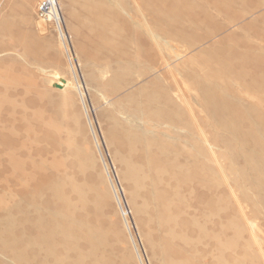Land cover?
Here are the masks:
<instances>
[{
	"label": "bare ground",
	"instance_id": "obj_1",
	"mask_svg": "<svg viewBox=\"0 0 264 264\" xmlns=\"http://www.w3.org/2000/svg\"><path fill=\"white\" fill-rule=\"evenodd\" d=\"M139 1L143 6L148 2ZM178 1L172 0L173 7L168 9L156 8L150 24L172 42L183 41L186 50L195 40L186 34L188 29L202 30L204 35L198 40L203 42L250 10L245 0H217L227 9L223 14L227 22L222 24L210 18L198 21L193 16L196 4L178 7ZM59 9L56 4L58 13ZM188 18L192 21L182 22ZM100 24L102 29H113L107 19L101 18ZM252 26L249 22L244 28ZM261 27L258 33L264 41V21ZM137 30L132 32L131 42L145 62L119 61L109 84L118 89L133 76L150 80L126 97L125 121L111 115L105 135L122 166L121 176L128 184L138 222L148 228L144 238L152 257L161 264H258L250 242L243 240L246 228L239 210L231 213L224 182H230L256 210L264 208V45L245 33L237 36L233 32L199 49L174 74L168 70L166 58L158 64L159 60L145 51L144 46L151 41L157 44L161 38L147 30V39ZM117 35L103 42L111 55L116 54L118 42L124 46L131 43ZM160 64L167 65V72H159ZM89 79L97 82L94 74ZM180 83L196 92L206 115L201 125L191 110L192 97ZM237 86L254 95L256 102L238 95ZM4 87L0 89V168L11 171L18 198L0 207V250L16 264H130L127 256L115 253L110 238L118 233L112 225L105 226L103 216L110 195L99 190L86 174L87 154L68 143L70 160L51 156L56 147L52 145L56 138L53 131L58 127L40 117L34 100L23 102L18 92L9 89L7 93ZM45 99L57 107L53 110L57 118L70 121L63 112L68 98ZM140 125L162 128L168 135L164 139L149 137ZM38 126L41 140L46 142L41 148L36 146ZM208 127L215 130L213 135L205 132ZM214 146L223 151L215 152ZM219 159L225 162L229 179H224L222 169L216 170L214 163ZM139 196L141 205L136 204ZM151 225L164 234L157 241Z\"/></svg>",
	"mask_w": 264,
	"mask_h": 264
},
{
	"label": "rangeland",
	"instance_id": "obj_2",
	"mask_svg": "<svg viewBox=\"0 0 264 264\" xmlns=\"http://www.w3.org/2000/svg\"><path fill=\"white\" fill-rule=\"evenodd\" d=\"M37 1L0 0V89L2 85H5L3 89L7 90V93L9 89L15 90L19 93V98L24 99L23 102L31 98L36 102L35 110L39 112L40 117L51 121L58 127L56 131H53L56 138H53L54 144L52 145L58 147L57 144L60 143L62 147H55L52 151L51 156L55 159L65 161L71 159L66 151L68 143L76 144L83 153L87 154L90 167L88 166L86 174L92 177L93 183L97 188L99 187V190L107 191L110 195L109 204L104 208L103 216L104 221L106 220L105 226L106 223L112 225L118 233V236L110 238L115 245V250H118L115 251L117 256H127L130 264H161L159 260L152 257L149 251L144 238V233L148 228L143 229L138 222L130 203L128 184L121 176L122 166L120 167L121 164L114 158L113 146L109 144L105 135L111 115L122 122L127 119L126 97L144 85L150 77L133 76V80L118 89L109 84L110 80L119 61L131 59L139 63L145 62V56L137 52L132 46L134 43L131 42V34L138 31L137 29L141 30L142 35L149 30L161 38L157 44L151 41L148 47L147 45L144 47L150 58L159 60L156 61L158 64L166 58L168 67L164 64H160L159 67V72L163 73L167 72V68L168 70L171 68L174 74L177 73L176 70L179 73L180 66L192 55L233 32L237 36L245 33L251 40L264 45L258 33L264 21L261 17L264 15V0H245L250 9L247 11L248 14L231 21L226 29L220 32L214 31L207 39H203V42L198 40L199 36L201 40V36L204 35L202 30L195 27L190 32L188 29L186 34L195 40L187 50L185 49L187 45L183 41L177 44L172 42L170 38L163 35L164 33L157 32L159 30L150 24L154 10L173 7L172 0H148L146 6H143L139 0H56L60 9L59 13L57 12V21L54 23H44L37 17ZM178 2V7L195 3V15L193 16L198 21L210 18L214 23L226 24L227 22L223 16L226 8L219 6L217 0H179ZM201 11H204L206 15H202ZM101 18L107 19L113 29H107V27L102 29L100 27ZM188 19L182 22L192 21ZM144 20L147 21L144 22ZM249 22H253V26L245 29L244 26ZM117 34L131 43L124 46L118 42L116 54L111 55L104 48L103 42L109 38L115 39ZM145 38L148 39L149 35ZM90 74L97 77L96 83L89 79ZM166 78L171 82L168 76ZM55 84L60 89L54 88ZM179 85L192 97L191 110L197 119V124L201 125L206 115L199 105L196 92L188 84L180 83ZM236 93L250 102H256L254 95L238 86ZM47 96L54 99L68 98V106L63 108V112L70 118V121L56 117L54 111L57 107L55 105L51 107L46 102ZM6 97L10 98L8 94ZM121 104L122 107L119 106ZM140 128L149 137L164 139V136L168 135V132L162 128L150 125H140ZM210 129L211 127H208L205 132L213 135L215 130ZM36 133L39 138L36 146L44 147L46 142L41 140L40 126L36 128ZM69 133H71L70 138ZM213 150L217 153L223 151L222 148L216 146ZM214 166L218 168L216 169L218 172L222 169L224 179L226 177L229 179L230 173L224 161L219 159ZM10 174L11 171L0 168V207L8 206L13 199L18 198L16 185L10 180ZM224 184L225 192L230 198L231 213L235 214L239 210V216L245 225L246 232L243 238L245 236L246 239L243 240L250 242V250L256 255L258 264H264V208L259 207L256 210L252 203L248 202L249 200L240 197L239 192L230 182L227 183L225 180ZM141 199V196L137 197L136 204L141 205ZM151 228L150 231L156 238H153L154 241L164 236L161 229L153 225L149 229ZM155 231L158 234H155ZM176 259L180 258L176 257ZM0 264L16 263L0 250ZM198 264H206V261Z\"/></svg>",
	"mask_w": 264,
	"mask_h": 264
},
{
	"label": "built area",
	"instance_id": "obj_3",
	"mask_svg": "<svg viewBox=\"0 0 264 264\" xmlns=\"http://www.w3.org/2000/svg\"><path fill=\"white\" fill-rule=\"evenodd\" d=\"M37 17L44 23L57 21L56 0H38L36 8Z\"/></svg>",
	"mask_w": 264,
	"mask_h": 264
},
{
	"label": "water",
	"instance_id": "obj_4",
	"mask_svg": "<svg viewBox=\"0 0 264 264\" xmlns=\"http://www.w3.org/2000/svg\"><path fill=\"white\" fill-rule=\"evenodd\" d=\"M53 87L56 88V89H60V87L58 85H56V84L53 85Z\"/></svg>",
	"mask_w": 264,
	"mask_h": 264
}]
</instances>
